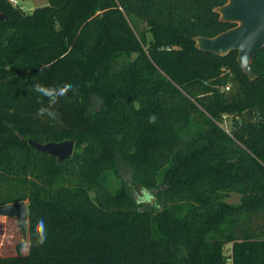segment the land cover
Listing matches in <instances>:
<instances>
[{
    "label": "trees",
    "instance_id": "16d2710c",
    "mask_svg": "<svg viewBox=\"0 0 264 264\" xmlns=\"http://www.w3.org/2000/svg\"><path fill=\"white\" fill-rule=\"evenodd\" d=\"M226 1L0 0V203L27 200L30 232L0 264H264V47L250 78L237 50L196 41L236 25ZM36 83L73 89L52 106ZM29 137L73 138L74 153L59 161ZM121 166L161 209L130 183L111 189Z\"/></svg>",
    "mask_w": 264,
    "mask_h": 264
},
{
    "label": "water",
    "instance_id": "95a60500",
    "mask_svg": "<svg viewBox=\"0 0 264 264\" xmlns=\"http://www.w3.org/2000/svg\"><path fill=\"white\" fill-rule=\"evenodd\" d=\"M48 3L49 0H33L34 7ZM217 10L222 19L234 21L236 25L213 36H197L198 47L220 54L237 50V58L241 68L250 78H255L256 74L252 66L253 56L264 47V0H227L218 6ZM0 19H6V15L0 13ZM28 140L34 148L57 156L59 161L71 157L75 149L73 138L44 142L29 137ZM142 189L149 195L143 201L150 202L161 209L158 197L148 188L143 187ZM141 200L139 199V201ZM0 214L17 217L23 233L26 234L29 218L26 200L0 203Z\"/></svg>",
    "mask_w": 264,
    "mask_h": 264
},
{
    "label": "rangeland",
    "instance_id": "374dc122",
    "mask_svg": "<svg viewBox=\"0 0 264 264\" xmlns=\"http://www.w3.org/2000/svg\"><path fill=\"white\" fill-rule=\"evenodd\" d=\"M24 4V10L31 12L34 9L33 0H20ZM131 23L133 24L137 33L145 32L146 36L149 38L151 32L145 21L138 18L129 17ZM7 39L5 40V43ZM227 89V88H226ZM102 102L99 100L95 102L94 108L98 110L101 108ZM230 125L229 121H226V126ZM134 177L130 168L121 166L120 175L115 172L110 174V187L111 189H116L121 187L126 183L134 185V190L136 197L139 199L148 198L147 192H144L143 187H139L133 183ZM228 203L232 205H238L242 201L241 192L238 190L232 191L227 197ZM28 203V201L26 200ZM26 234L23 233L20 226L19 220L15 216H8L0 214V256L14 255L19 252L26 253L29 251V221H27ZM27 242V247L25 246ZM226 253L231 251V244L225 247Z\"/></svg>",
    "mask_w": 264,
    "mask_h": 264
},
{
    "label": "clouds",
    "instance_id": "9594fccd",
    "mask_svg": "<svg viewBox=\"0 0 264 264\" xmlns=\"http://www.w3.org/2000/svg\"><path fill=\"white\" fill-rule=\"evenodd\" d=\"M73 86L71 84H63L59 87H49L45 85H41L39 83H36L33 85L32 90L39 94L40 97L47 98L49 101V105L54 106L58 100L62 97H65L70 91H72ZM38 103H42L38 99ZM38 116H47L50 119H56L57 118V112L52 110V107H46V106H41L38 111H37ZM156 121V116H150L149 117V122L150 123H155ZM139 202H144L143 200ZM35 232L37 235V244H43L47 238V228L45 225V222L43 219H40L37 221ZM25 246L27 247V242H25Z\"/></svg>",
    "mask_w": 264,
    "mask_h": 264
},
{
    "label": "built area",
    "instance_id": "2783aa9c",
    "mask_svg": "<svg viewBox=\"0 0 264 264\" xmlns=\"http://www.w3.org/2000/svg\"><path fill=\"white\" fill-rule=\"evenodd\" d=\"M13 4L21 7L22 9H24V4L22 2H20V0H10ZM227 89L230 88V85H227L226 86Z\"/></svg>",
    "mask_w": 264,
    "mask_h": 264
}]
</instances>
